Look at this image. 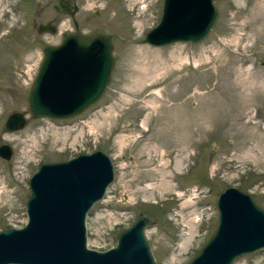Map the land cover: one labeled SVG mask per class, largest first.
I'll use <instances>...</instances> for the list:
<instances>
[{"label":"rangeland","instance_id":"1","mask_svg":"<svg viewBox=\"0 0 264 264\" xmlns=\"http://www.w3.org/2000/svg\"><path fill=\"white\" fill-rule=\"evenodd\" d=\"M162 0H0V227L25 220L27 176L43 160L102 149L112 181L85 215L86 244L103 249L140 210L158 264H183L207 239L227 185L264 206V0H212L197 42L151 45ZM55 32H38L44 22ZM100 27L114 64L101 97L69 118L31 117L25 94L46 44ZM156 46V47H155ZM12 111L25 123L4 127ZM11 264V263H8ZM233 264H264V247Z\"/></svg>","mask_w":264,"mask_h":264},{"label":"water","instance_id":"2","mask_svg":"<svg viewBox=\"0 0 264 264\" xmlns=\"http://www.w3.org/2000/svg\"><path fill=\"white\" fill-rule=\"evenodd\" d=\"M176 1L162 0L159 19L144 33L147 43L197 42L209 32L217 17L212 0H199L205 11L201 16L205 17L202 24L191 23V18L186 17V7H180L183 9L179 12ZM182 4L185 6L183 1L178 6ZM177 17L186 19L184 25L174 29L171 25L179 19ZM36 30L53 33L56 25L47 21L38 24ZM89 46L94 47L95 55L102 59L93 80L89 68L77 67L71 70L72 73L60 68L59 62L67 47L73 49V57L87 54L89 58L91 50L86 51ZM113 62L108 32L100 27L87 32H81L76 26L73 30H65L58 43L42 48L25 94L29 116L68 118L78 114L101 97ZM81 72H84L83 77ZM24 123L21 111H12L4 119L8 131L20 128ZM10 154L11 147L6 142L0 143V157L8 159ZM113 174L111 158L101 149L39 163L27 177L26 223L21 227L0 228V264H157L144 233L145 227L154 223L156 217L146 210H140L127 226L115 233L114 245L105 249L86 246V211L103 196ZM215 206L214 229L184 264H233L236 257L264 247V206L248 191L227 185L217 193ZM250 211L256 221V226L250 228L251 235L244 226L228 235L227 222L232 214Z\"/></svg>","mask_w":264,"mask_h":264},{"label":"bare ground","instance_id":"3","mask_svg":"<svg viewBox=\"0 0 264 264\" xmlns=\"http://www.w3.org/2000/svg\"><path fill=\"white\" fill-rule=\"evenodd\" d=\"M180 1L181 2L183 1L185 6H183V4H182V6H178L181 2L176 1L175 4L177 7V10L180 12V9H183L180 7H186V9H187L186 17L191 18V21H190L191 23L200 22V24H202L204 22L205 17L201 18L202 12H203V5H202L201 1H199V0H180ZM174 11H176V10H174ZM204 12H203V14H204ZM175 16H177V15H175ZM186 17H182L181 19H180V17H177L179 19H177V21L175 20V22L171 26L174 27V29L180 28L179 27L180 24L183 23V25H184V20L186 19ZM170 29H171V27H170ZM87 49L91 50V56L89 58H87V54H83V56H81V57H78V56L73 57V49L70 47H67L66 53L60 59V62H59L60 68H62L63 70L66 69L67 72H69V73H72L71 70L76 69L77 67H80L82 69H88L89 68V70H91V73L89 74V76H91L90 79L93 80L96 71L99 70L101 67L102 59H99L98 55H95L96 50L94 47L89 46L86 48V51H87ZM75 71H73V72L75 73ZM63 75H64V73L62 72V76ZM83 75H84V72H81L80 76L83 77ZM65 79H66V76L63 79L64 83H65ZM232 216L233 217L229 218V220L227 222V231H226L227 234L231 236L234 229L244 226V227H247L246 229L248 231V234L251 235L250 228L256 226V221H255L254 216L251 213V211L250 212H240L236 215L232 214Z\"/></svg>","mask_w":264,"mask_h":264}]
</instances>
